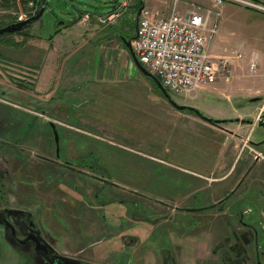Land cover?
Returning <instances> with one entry per match:
<instances>
[{
	"label": "rangeland",
	"instance_id": "rangeland-1",
	"mask_svg": "<svg viewBox=\"0 0 264 264\" xmlns=\"http://www.w3.org/2000/svg\"><path fill=\"white\" fill-rule=\"evenodd\" d=\"M121 1L46 0V8L38 20L31 22L29 26L20 31L1 34L0 94H2L3 89H7L9 93L8 97L15 101L28 103V99L23 97L25 92H22L19 88L26 87L25 85L29 82L26 80L27 75L23 73L29 71L17 64L18 59L32 63L35 62L34 53H39V49L41 48L39 38L44 40L49 39L59 28L64 29L67 24L80 19L84 15H87L90 21H97L98 17L105 18L109 13L108 11L111 10L112 5H119ZM137 3L138 0H134L132 6L129 7L123 17L125 31L120 26L116 27L115 23L114 25H109L99 23L98 21H95L97 24L96 28L102 29L108 35L117 31L116 36L121 35L127 39L131 38L136 24L134 16L136 14V7H138ZM227 7L234 9L235 12H231V14L223 12L221 14L223 6H214L212 3L210 6H206V10L210 11L209 19L212 18V21L218 25L216 33L211 39V41L213 40V54L222 55L217 58L211 56V58L216 61L223 56L240 54L239 58L231 62V66L233 67L232 76L227 82H224V79L222 80L219 77L214 79L197 94L194 100H182L173 93H169L178 104L193 106L208 118L219 120H223L222 118L233 119L232 123L226 122L221 124L224 129L203 121L193 112H180L168 103L169 113H166V107L162 105L154 107V109L156 108L160 111L158 113L159 122H156L157 120L152 119L153 107L147 98L148 94L155 93V91L158 92L154 89L156 88L155 85L144 77L133 63L131 67L133 73L125 71L124 61L120 56L113 55L110 44L106 41H103V45L99 46H101V50L106 57V59L104 58V62H106L105 69L107 76L110 74L111 80L106 85V87H109L110 99L108 101L106 95L104 106L108 110L106 115L108 119L110 118L109 123L112 129H110V126L105 125V123L98 122L97 119L99 117L95 116L96 106L99 105V103H96L97 101L94 100L93 103L85 104L81 98L77 99L75 101L77 111L85 113L88 116L79 117L78 114H71L72 118L68 120L64 116L66 115L65 111L61 112V116L50 113L56 106L54 103H56L57 97H60V104L61 100H64L65 89H63V85L59 83L58 93L52 100L53 102L47 96V135L44 136L48 143L46 146L48 156L54 158L55 150L54 144H52L54 135L51 127L52 125H56L60 126L61 155L63 157L70 156L72 159L78 157L82 160H89L96 166V170L90 171L87 167L83 168L74 165L77 169L86 171L87 173L85 174L77 173L75 170L69 168L68 170L64 169L63 173L65 175L63 179L58 180L60 189L52 186V181L49 184H46L43 178L39 181V174L35 173V175L27 177L26 172L23 170L18 172L22 178H27L31 192H34L35 189L37 190L36 195L32 194V196H35V200L31 205V211H33L35 221L39 223L38 228L42 231V237L60 255L68 259H80L83 264H167L168 260L165 259L160 249L161 247H167V244L161 240L163 239L162 236H159L154 231L152 203L148 206L145 200L143 207L136 208L137 210H135L138 211V213H135L138 218H145L146 222H150L152 226H147L143 223L136 224L135 221H129L128 219V222L122 226L123 231L118 226L124 220L120 221V217L116 216L118 215L117 211L125 213L126 205L122 207L117 204H109L106 207L100 205L103 202L106 204L108 200L105 202L102 199L100 188L101 190L107 188L109 183L119 184L118 181H124L129 185H137V181L140 180L142 185L147 184L150 187L153 178L152 163L156 162L152 160L153 157H150L149 153L144 152L145 155H142L141 151L144 148H152L145 146L146 144L159 147L155 151L160 153L165 149L164 147H167L165 143H161L160 141L152 143L153 141L148 140V136H146V134L151 132H145L144 148L141 150L140 145H138L140 141L136 139L135 133L127 131L135 127V99H139L141 93H143L145 100L143 103L144 126L150 128L152 123H160V129L162 130L164 128L163 122L170 120V122L174 121L176 123L177 142H172L171 140L169 143L170 148L176 146L173 154L162 153L163 155L156 159H159L161 163L171 161V163L186 167V170L189 172L209 178L208 181L201 180L202 182L199 181L193 184L191 188L192 192L199 189L204 183L211 190H216V183L211 182V179L215 176L207 175L206 173L213 172L216 174L219 160L223 158L244 157L250 151L251 145L246 141V132H248L250 126L244 123L246 122L245 120L252 122L255 115L264 108V103L261 104V101H259V99L264 100V34L258 32L262 28L258 21L260 18H264V14L261 15L240 6ZM24 8L23 5L7 6L0 4V26L15 21L17 13L23 12ZM190 8L191 3L188 6V9ZM114 9H117V7ZM217 11L220 13L218 17L215 16ZM131 15L133 16L131 17ZM167 16L156 17L166 18ZM64 31V36L68 38L69 30L65 28ZM260 38L261 44L258 43ZM82 43L81 41L72 44L74 45L72 48L76 49L77 52L75 51L71 56H66V59L61 64L58 62L57 69L58 72L62 73L61 78H67L73 73H82L84 70L86 73H92L93 69L96 70V65L99 66L103 62L102 57L104 55L100 51L97 52L95 40L88 42V39H86V43L84 45ZM65 53L67 52H63V55ZM255 53L258 55L260 62L257 65L256 72L251 74L248 71L247 64L248 59ZM21 54H24L25 57L19 58ZM63 55L59 61L64 59ZM14 84L17 88L12 86ZM53 88L56 91L55 85ZM159 96L162 97L161 94ZM255 98L257 99L255 100ZM68 103L64 100L65 106ZM86 106H90V109L87 110ZM125 117L129 120L127 127L122 125L123 121L121 118ZM236 119L237 121H235ZM104 120L107 122V119L104 118ZM58 122L62 125H59ZM77 122L82 124H77ZM120 122H122L121 125ZM65 125H74V128L79 126L87 129L89 132H76L70 128H66ZM226 130L232 131L233 135H230L229 131ZM81 131L84 132L83 129ZM179 136L183 138H178ZM137 138L141 139L139 136ZM263 140L264 126L255 125L250 134V142L255 144L262 142V145H264ZM66 142L69 143L68 149H66ZM161 144L162 146H160ZM31 148L37 152L33 146ZM135 152L140 153L141 156ZM84 154L87 155L83 156ZM102 168L106 169L109 175H103L104 172H100ZM163 170H167V166L163 167ZM174 172H177V170L175 169ZM46 173V176H51V172ZM124 176L132 178L135 181L123 180L121 177ZM194 176L198 177L197 175ZM162 177L165 179L170 177L171 180L175 179L173 181H177L179 185L186 184L188 188L186 177L190 178V176H186V174L179 177L174 176V174L163 175ZM101 178L105 179L104 184H101L103 181ZM18 179L20 177L17 176L15 181ZM9 182L12 183V186L10 187L7 184L6 190L10 191L8 196L12 198V194L16 191L20 192V190L16 189L14 180L7 181V183ZM42 184L45 185L44 189ZM212 184L215 185L213 186ZM109 190L111 192L114 191L112 187H109ZM177 190L179 188L171 184L169 185V191H165V193L172 194ZM211 194H214V191ZM75 198L81 201L79 203L85 206L83 208L91 211L94 217L88 211H84L83 216H81L79 207L75 206L73 202ZM129 198L136 199L131 196ZM137 200L141 201L140 198H137ZM11 201L13 200L11 199ZM35 211L38 215H35ZM96 211L101 212L103 216L102 218L100 217V220ZM164 218L165 216L160 217L161 220ZM168 229H170L167 230L170 233L168 235L170 236V241L180 245V248H176V250L169 249L170 255L173 254L178 259L176 261L178 264H207L209 259L204 258H208L211 244L210 240L203 233L200 237H197L198 232L193 230L191 234H186L184 228L174 229L176 233L173 232L172 228ZM0 231L2 230L0 229ZM123 233L129 234V238L133 240L131 242H129V238L122 240L123 236L121 234ZM184 233V236H179ZM131 243H134V245L129 249L128 246ZM5 247L8 246L6 245ZM15 247L18 250H15L17 253L22 252L20 247ZM25 252L32 253L30 250H26ZM12 253L9 248H0V254H3V256H0V264H18L19 260ZM24 260L25 258L22 259L23 262ZM194 260H197V262Z\"/></svg>",
	"mask_w": 264,
	"mask_h": 264
},
{
	"label": "flooded vegetation",
	"instance_id": "flooded-vegetation-1",
	"mask_svg": "<svg viewBox=\"0 0 264 264\" xmlns=\"http://www.w3.org/2000/svg\"><path fill=\"white\" fill-rule=\"evenodd\" d=\"M41 55L39 49V53H34L35 62L21 61L20 59L17 62L21 68L29 71H22L27 75L26 80L29 81L25 85L26 87H18L22 92H25L23 97L28 99V103L15 101L8 97L7 89H3L0 94V229L2 230L0 231V248H9L19 260L18 264H83L80 259H68L60 255L48 241L44 240L41 235L42 231L38 228L39 223L35 221V216L31 211V205L35 200V196L32 194L36 195L37 190L31 192L27 178H22L18 174L20 170L26 172L27 177L35 175V173L39 174V181L41 178L46 184L52 181V186L60 189L58 180L63 179L64 169L68 170L69 168L84 174L87 172L77 169L74 165L87 167L90 171L96 170L94 163L89 160H82L78 157L72 159L70 156L63 157L61 155L60 126H54L59 134V156L57 157L55 151L54 158L47 154L48 143L44 135H47L48 89L41 78ZM22 57L25 55L21 54L19 58ZM12 86L17 88L15 84ZM259 101L261 104L264 103L263 99H259ZM54 104L56 106H52L54 108L50 113L61 116L58 103ZM222 119L224 121L215 124V126L222 127L221 124L234 121L233 119ZM245 121L244 124L250 126L246 132V141L251 145L250 151L244 157L223 158L217 164L216 174L206 173L215 176L211 182L216 183V190H211L204 183L199 189L192 192L193 184L202 182L201 180L208 181L209 178L189 172L186 167L171 163V161L161 163L153 160L156 163H152L153 178L150 187L147 184L142 185L140 180L137 181V185H129L124 181H118L119 184L109 183L108 190L100 188L102 199L105 202L108 199L106 204L103 202L100 205L105 207L109 204H117L121 207L126 205L125 213L117 211L118 215L116 216L120 217V221L124 220L118 226L123 231L122 226L128 222V219L135 221L136 224L143 223L152 226L150 222H146L145 218L140 219L135 214L138 213L135 211L136 208H142L145 200L148 206L152 203L154 231L159 236L161 235L163 238L161 240L167 244V247L160 248L165 259L168 260L167 264H178L176 262L178 259L175 255H170L169 249L180 248L178 243L174 244L170 241V236H168L170 233L167 232L170 229L168 228H172L174 233H176L174 229L184 228L186 234H191L193 230L198 232V235L195 234L197 237L203 233L211 244L208 258H204L209 259L207 264H264V145L262 142L259 144L250 142L253 127L255 125L264 126V108L255 115L252 122ZM58 124L62 125L59 122ZM65 126L72 129L71 126ZM226 131L233 135L232 131ZM52 144H54L55 150L54 141ZM66 144V149H68L69 143L66 142ZM85 155L87 154L83 156ZM165 166H167V170L162 171ZM102 169L100 172L103 171V175H109L106 169ZM175 169L177 172H174ZM46 172H51V176H46ZM170 174L177 177L183 174L190 176V178L186 177L189 189L186 184L179 185L177 181H173L175 179L162 177ZM17 176L20 179L16 182ZM125 176L121 178L135 181ZM9 180H14L16 189L20 190V192L16 191L12 194V198L8 196L10 191L6 190L7 184L12 186L11 182L7 183ZM102 180L101 184H104L105 179ZM171 184L177 186L179 190L172 194L165 193V191H169ZM42 187L44 189L45 185L42 184ZM109 187H112L114 191L111 192ZM212 191L214 194H211ZM130 196L136 199H131ZM137 198H140L141 201ZM73 202L75 206L79 207L81 216L84 211L93 215L91 211L84 209L85 206L79 203L81 201L75 198ZM120 206L118 207L122 210ZM34 213L38 215L36 211ZM96 213L100 220V217H103L101 212L96 211ZM161 216H165V218L161 220ZM200 229L201 231H199ZM185 233L179 236H184ZM121 235L123 236L122 240L130 237L127 233ZM132 240L129 238V242ZM6 245L8 247H5ZM94 245L96 246V244ZM133 245L134 243H131L128 248L130 249ZM15 246L20 247L22 252L17 253L18 250ZM26 250H30L32 253L29 254L25 252ZM23 258H25V263L22 261ZM194 261L197 262V260Z\"/></svg>",
	"mask_w": 264,
	"mask_h": 264
},
{
	"label": "crops",
	"instance_id": "crops-1",
	"mask_svg": "<svg viewBox=\"0 0 264 264\" xmlns=\"http://www.w3.org/2000/svg\"><path fill=\"white\" fill-rule=\"evenodd\" d=\"M143 1V5L144 8H148L151 13H153L154 16H158V17H165L168 14H170L171 10L176 9L177 12H179V14L184 13L187 11L189 4H196V5H201L203 7L206 6H210L211 5V0H178L176 3H173V0H142ZM264 1V0H263ZM118 5L114 4L112 5L111 10H109L108 12L110 13V11H112L115 7H117ZM226 6V7H225ZM227 6H235V5H230V4H226L223 6V8L221 9V14L224 12L225 14H231V12H235L234 9L227 7ZM129 9V8H128ZM128 9L125 11V13L117 19V23L116 27H121L123 31L126 30V28L124 27V22H123V17L124 15L127 13ZM23 12H26L27 9L26 7L24 8V10H22ZM254 12V11H252ZM257 13V12H255ZM260 14V13H258ZM262 15V14H261ZM133 15H131L132 17ZM96 21V20H95ZM95 21H90L88 19H84L83 17H81L80 19H77L76 22L74 23H69L65 26V28H67L69 30V35L68 38L64 36L63 32L64 29L59 28L57 31H55V33L49 38V39H41L39 38V42H41V58H42V67H41V78L44 80L45 85L47 86L48 89V96L51 97V99L53 100L57 93H58V85L59 83H61L63 85V89H65V97L64 100H66L67 102H69L66 106L64 105V100H61V104L59 102L60 97H57V103H58V107L59 109H61V112L65 111L64 116H66V118L68 120H70L71 114H78L79 117H87L88 115H86L85 113H80V111H77V106L75 104V101L79 98H81V100L83 101V103L85 104H90L93 103V101H97L96 103H99L98 106H96V117H99L97 120L99 123H105V125L110 126V129H112L111 124L109 123V119L107 118L108 116L106 115L107 111L106 110V106H104V103L106 101V95H107V99L109 101L110 99V91H109V87H106V85L109 83L110 80V74L107 76V71L105 69L106 66V62H104V58L106 59L105 55L103 54L102 50H101V46L103 45V41H106L110 44V49L113 52V55H117L120 56L122 58V60L125 63V71L127 72H132V66H133V62L131 60V57L128 53V51L125 49V47L123 46V44H120V40L119 38L116 36V32L114 33H110V35H108L107 33H105V31H102V29L96 28L97 24L95 23ZM97 22V21H96ZM259 24L260 26H262V28H260V30L258 31L260 34H264V18H260L259 19ZM114 25V24H112ZM120 34V33H118ZM259 35V34H258ZM39 37V36H38ZM86 39H88L89 41H96V50L97 52L100 51V53L102 52V54L104 55L102 57L103 62L100 63V65H96V70L93 69L92 73H86L85 70L81 73H73L70 74L67 78H64L62 76V73L57 69V64L58 62H60V64L66 59V56H71L73 55V53L76 51V49H73L72 47L74 45L75 42L79 43V42H83L82 45H84L86 43ZM106 42H104V44H106ZM259 44H261V38L258 41ZM81 45V46H82ZM101 45V46H99ZM99 46V47H97ZM258 50V49H257ZM209 54L213 57V58H217L219 56L222 55H214V48H213V40L209 43ZM259 51V50H258ZM63 52H67L63 55ZM77 52V51H76ZM96 53V51H95ZM217 54V51H216ZM256 54V53H255ZM253 55L254 57H256V59L259 61L258 55ZM62 55L64 57V59L62 61H59V59L62 58ZM94 65V64H93ZM135 66V65H134ZM223 80V79H222ZM224 82H227L226 80H224ZM56 87V91H54L53 87ZM160 95V94H159ZM158 92L155 91V93H150L148 94L147 98L150 101L149 103H151L152 108V119H155L156 122H159V114L160 111L158 109H154V107L162 105L164 107H166V113H169V108H168V104L167 102L163 99V97L159 96ZM53 102V101H52ZM145 102L144 100V95L143 93L140 94V98H136L135 99V109H136V114H135V124H134V129H128V132H134L136 135V139L138 141H140V143H138V145H140L141 150L144 148V141H145V132H151L146 134L147 139L153 141L152 143H156L157 141H160L161 143H165L167 147H164L165 149L160 153V152H156L155 149L159 148L157 146H153L151 144H146L145 146H149L152 147L150 149L144 148L141 152L142 155H145L144 152L149 153L151 156L153 157L152 160H156L159 161V159L157 160L156 158L161 157V155L163 154H170L172 155L175 147L176 146H172L170 148L169 143L172 140V142H177L176 140V123L174 121L170 122V120L163 122L164 124V128L161 130L160 129V123H152L151 127H146L144 126V107H143V103ZM78 105V104H77ZM83 106V105H82ZM80 106V107H82ZM88 108V109H87ZM86 109L89 110L90 106H86ZM117 110V109H116ZM139 110V112H138ZM111 112V111H110ZM63 115V114H62ZM105 119H107L105 122ZM123 123L120 122V125L122 123V125L124 127L128 126L129 120L128 118H121ZM75 120V119H74ZM70 122V121H68ZM73 123V122H71ZM116 123V122H115ZM77 124H82L80 122H77ZM131 124V123H130ZM129 124V125H130ZM71 126V125H68ZM86 126V125H85ZM88 127V126H87ZM217 127V126H216ZM71 128L73 130H75L76 132H82V133H87L89 132L87 129H84L82 127H77L80 128L81 130L83 129V131H81L80 129L74 128V125L71 126ZM90 130V129H89ZM87 131V132H85ZM137 136L141 137L137 138ZM150 138V139H149ZM178 138H183L182 136H179ZM127 140V139H125ZM143 140V141H142ZM143 146V147H142ZM162 146V144L160 145ZM169 146V147H168ZM129 149V148H128ZM140 150V149H138ZM154 152V153H153ZM137 153V152H135ZM163 153V154H162ZM140 155V153H137ZM141 156V155H140ZM148 156V155H147ZM143 157V156H142ZM197 174V173H196Z\"/></svg>",
	"mask_w": 264,
	"mask_h": 264
},
{
	"label": "built area",
	"instance_id": "built-area-1",
	"mask_svg": "<svg viewBox=\"0 0 264 264\" xmlns=\"http://www.w3.org/2000/svg\"><path fill=\"white\" fill-rule=\"evenodd\" d=\"M132 1L122 0L117 9L98 21L113 24L131 6ZM177 1L173 0V3ZM211 3L214 6H240L264 14L263 0H211ZM33 6L34 3L28 1L27 11L17 13L16 20L26 18L32 13ZM209 14L206 7L191 4L183 15L173 7L166 18H158L143 8L137 19L136 38L131 45L138 61L159 79L169 93L182 100L196 99L197 94L218 77L228 81L232 76L231 62L240 57V54H235L216 61L211 58L208 46L218 25L212 18L209 19ZM219 15L217 11L215 16ZM247 65L248 71L253 74L258 60L252 56Z\"/></svg>",
	"mask_w": 264,
	"mask_h": 264
},
{
	"label": "water",
	"instance_id": "water-1",
	"mask_svg": "<svg viewBox=\"0 0 264 264\" xmlns=\"http://www.w3.org/2000/svg\"><path fill=\"white\" fill-rule=\"evenodd\" d=\"M144 7L142 1H140V6L137 9L136 12V16H135V27H134V35L127 39L121 35H117V37L119 38V40L121 41V43L124 45L125 49L128 51L131 60L133 62V64L135 65V67L139 70V72L146 77L147 79L151 80L155 86L159 89L161 95L163 96V98L167 101V103L173 107L174 109L180 111V112H184L185 110H188L190 112H193L195 115H197L200 119H202L203 121H206L208 123L211 124H217L220 123L224 120H219V119H213V118H208L206 116H204L197 108L190 106V105H185V104H178L173 98L172 96L167 92V90L162 86V84L160 83V81L158 80V78L156 76H154L152 73H150L148 70H146L138 61V59L136 58V55L132 49L131 46V41L133 39L136 38V32H137V18L140 14L141 9ZM46 8L45 3H41L40 7L38 9V11L35 14H32L31 16L25 18L24 20L21 21H17V22H12L9 23L5 26L0 27V35L3 33H13V32H17L22 30L23 28H26L31 22H34L36 20H38L44 10ZM257 98H255L256 100ZM53 128V135H54V143H55V152L57 157L59 156V137L57 134V131L55 129V127L52 125Z\"/></svg>",
	"mask_w": 264,
	"mask_h": 264
},
{
	"label": "trees",
	"instance_id": "trees-1",
	"mask_svg": "<svg viewBox=\"0 0 264 264\" xmlns=\"http://www.w3.org/2000/svg\"><path fill=\"white\" fill-rule=\"evenodd\" d=\"M21 1V4L23 5V6H26V3L28 2V1H31V2H33L34 3V8H35V10H38V8H39V6H40V4L41 3H46V0H20ZM140 1H142V0H138V7H136V12H137V9L139 8V6H140ZM142 3H143V1H142ZM0 4H2V5H11V6H16V2L14 1V0H1L0 1ZM77 21V19L76 20H74L73 22H71V23H74V22H76ZM9 23H11V22H8V23H5L4 25H2V26H5V25H7V24H9ZM133 23V22H132ZM2 26H0V27H2ZM150 82L151 83H153L151 80H150ZM153 85H155L154 83H153ZM156 87V86H155ZM154 88V87H153ZM154 89H156L158 92H159V90H158V88L156 87V88H154ZM160 93V92H159ZM185 111H188V110H185ZM188 112H190V111H188Z\"/></svg>",
	"mask_w": 264,
	"mask_h": 264
},
{
	"label": "bare ground",
	"instance_id": "bare-ground-1",
	"mask_svg": "<svg viewBox=\"0 0 264 264\" xmlns=\"http://www.w3.org/2000/svg\"><path fill=\"white\" fill-rule=\"evenodd\" d=\"M133 1H134V0H133ZM133 1H132V4H133ZM132 4H131V6H132ZM131 6H130V7H131ZM143 8H144V7H143ZM143 8H142V9H143ZM142 9H141V10H142ZM140 12H141V11H140ZM135 16H136V14H135ZM138 17H139V16H138Z\"/></svg>",
	"mask_w": 264,
	"mask_h": 264
}]
</instances>
